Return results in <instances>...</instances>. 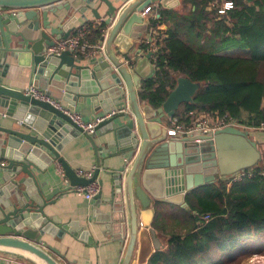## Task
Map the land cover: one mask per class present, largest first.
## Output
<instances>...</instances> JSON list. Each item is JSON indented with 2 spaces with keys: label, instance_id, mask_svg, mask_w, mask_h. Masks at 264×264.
<instances>
[{
  "label": "water",
  "instance_id": "95a60500",
  "mask_svg": "<svg viewBox=\"0 0 264 264\" xmlns=\"http://www.w3.org/2000/svg\"><path fill=\"white\" fill-rule=\"evenodd\" d=\"M78 1L82 3L75 6ZM95 1L0 0V52L3 56L8 53L16 56L28 54L31 76L38 75L40 88L49 90L55 98H61L62 91L67 89L68 96L74 94L75 100L83 97L105 99L108 111L127 105L132 116L128 122L116 127L114 123L118 116H128V113L117 114L100 123L95 133L90 134L66 112L27 94L26 90L6 84L5 73L0 74V107L6 109L9 117L31 127L29 132H23L0 126L1 189H4L0 194L6 195L4 200H0V254L22 258L33 264H62L57 249L45 246L44 236L53 232L54 225L62 232L69 228L51 219L46 209L59 197L75 193L79 187H87L93 182L103 187L104 182L99 180L105 161L101 157L103 153H108L109 159L126 154L131 158L135 156L125 180L122 176L125 167L117 176L115 172L108 171L111 196L107 203L112 207L111 218L115 222L112 223L116 231L122 232L121 238L128 239L122 264L131 263L137 244L136 198L149 216L148 220L154 214L152 207L162 202L189 210L186 198L194 190L215 183L223 176L251 168L259 161L258 143L249 138L248 131L239 128H224L213 135L168 136L167 129L162 127L165 120L174 118L183 105L192 104L202 87L189 78L179 77L176 87L161 107L146 106L143 112L139 91L143 82L150 80L156 70L153 68L146 78L137 71H131L116 54L113 45L119 34L125 43L145 34L148 28L142 12L155 0H127L119 8L114 5V0H97L108 6L106 15L113 21L102 39L108 61L99 59L83 64L70 51L60 55L49 54L58 42L71 36V30L61 32L71 11L84 15L90 9L96 19H102L98 10L91 6ZM160 1L163 6H168L170 0ZM174 1L180 4L179 0ZM63 10L67 14L60 17L58 14ZM49 14L62 22L53 26L48 19ZM15 44L20 48H14ZM153 56V52H148L146 58L150 60ZM89 81L94 82L90 84ZM66 97L62 98L66 100ZM70 131L84 136L96 155V168L90 179L78 176L61 155L64 146L74 136L69 134ZM109 133L113 134V141L99 146L97 136ZM124 137H128V141L123 143ZM114 146H120V152L115 151ZM171 153L175 157H170ZM55 163L61 166L68 186L51 191L48 186L39 187L37 172L44 173ZM102 198L103 191L100 190L94 200Z\"/></svg>",
  "mask_w": 264,
  "mask_h": 264
},
{
  "label": "trees",
  "instance_id": "16d2710c",
  "mask_svg": "<svg viewBox=\"0 0 264 264\" xmlns=\"http://www.w3.org/2000/svg\"><path fill=\"white\" fill-rule=\"evenodd\" d=\"M214 1L182 0L183 11H160L169 29L157 42V73L143 83L139 99L161 107L184 76L202 87L175 116L180 123L228 116L244 128H264V0H231L234 7L225 16L211 7ZM107 29L106 23L89 24L88 40L102 42ZM186 201L184 234L172 235L150 264H242L264 252V176L240 182L223 176ZM253 238L255 244L243 247L244 239Z\"/></svg>",
  "mask_w": 264,
  "mask_h": 264
},
{
  "label": "crops",
  "instance_id": "0c3cea01",
  "mask_svg": "<svg viewBox=\"0 0 264 264\" xmlns=\"http://www.w3.org/2000/svg\"><path fill=\"white\" fill-rule=\"evenodd\" d=\"M123 1L127 0H114L113 2L114 5L119 8ZM179 1V5L176 4V1L170 0L167 2L168 6H163L160 0H155L150 6L152 15L145 18L148 29L141 38L129 39L127 43H125L121 34L117 36L113 45L114 50L131 71L139 72L144 78L148 77L153 68L157 73V68L154 65V56L150 60L146 58L147 53L152 52L150 51L149 38L152 30L159 32L160 37L166 36L169 26L161 16L160 11H183L184 7L182 5V0ZM81 3V1H78L75 3V6H79ZM91 6L93 9L98 10V14L102 19H96L90 9H88L84 15L71 11L65 23H63L61 32L64 33L71 30V35H73L75 31L86 24L101 25L103 23H106L110 30L113 21L107 18L108 6L97 0L92 3ZM66 14V11L63 10L58 15L60 17H65ZM71 16H73V18H71ZM48 19L52 22L53 26H57L62 22L61 19L53 14H49ZM154 20L157 23H154ZM107 34H105V36ZM9 40L12 41V38L9 37ZM13 47L20 48V45L15 44ZM103 50V52L96 53L91 58L79 59L82 60L83 64H88L99 59L108 61L106 57V48ZM3 72L5 73L4 82L6 84L26 91L32 86L45 91L51 98L57 101L63 109L81 114L85 122H91L94 118L105 116L112 111L107 110L108 104H105V99L100 100V98H98V100H93L91 97H83L75 100L76 96L74 94L68 96L69 92L67 89L62 91L61 98H55L52 95L53 93L49 90L41 89L39 76H31V62L28 54H19L16 56V54L8 53L3 56L0 52V74ZM155 75L151 79H153ZM89 82L93 84L94 81ZM91 88L93 89V85ZM65 96H67L66 100L62 98ZM112 102L113 104L115 103L114 101ZM139 102L143 112L146 106H151L147 102L141 100H139ZM0 110L6 112V109L1 107ZM180 111H182V107ZM127 115L128 116H118L114 126L117 127L128 122L132 116L130 113ZM171 120L172 119H166L162 127L168 130ZM0 126L8 129H19L23 132H29L31 130V127H27L23 121L19 122L8 115L7 117H0ZM69 134L74 135V131H70ZM113 139V134L109 133L97 136L96 141L97 144L102 147L107 142L113 141ZM126 140L128 141V137H124L121 142H127ZM113 149L120 152L121 148L120 146H114ZM61 155L76 172L80 170L92 171L96 168V155L92 146L84 136L74 135L64 146ZM173 155L174 154L171 153L170 157ZM101 157L105 160L99 175V180L104 182V186L100 187V190L103 191L102 200L93 199L89 201L76 192H70L59 197L54 205L46 209L47 215L51 219H56L59 225H66L69 228L68 231L62 232L60 227L54 225L53 232L44 236L45 246H52L57 249V255H61L57 257L62 264L123 263L128 239L127 237L124 239L121 238L122 232L116 231L112 223L114 222L111 218L112 207L107 203L108 198L111 196V176L108 174V171L115 172V176H117L121 168L127 167L126 160H129L131 163L127 169L125 168L126 171L122 174L125 180L128 174L127 170H130L133 166L135 156L131 158L126 154L109 159L108 153H103ZM177 163H179L178 159ZM46 170L47 171L44 173L37 172L39 187L48 186L49 191H51L55 188L62 189L68 186L65 176L61 173V166L59 164H52ZM2 172L0 166V190H4L1 189L3 185ZM4 196L6 195L0 194V200H4ZM135 204L138 211L139 232L135 252L130 264H150L152 257L157 252L165 251L168 248L172 235L184 234L185 227H183L182 221H184L185 217L182 210L185 208L162 202L152 207L154 214H152L148 220L149 216L146 215L145 209L142 208L137 198L135 199ZM127 219L129 221V214L127 215ZM0 264L33 263L22 258L0 254Z\"/></svg>",
  "mask_w": 264,
  "mask_h": 264
},
{
  "label": "built area",
  "instance_id": "2783aa9c",
  "mask_svg": "<svg viewBox=\"0 0 264 264\" xmlns=\"http://www.w3.org/2000/svg\"><path fill=\"white\" fill-rule=\"evenodd\" d=\"M217 3H213L212 7H217ZM234 7L233 2L226 1L224 3V6L219 10L220 14H224L226 11L231 10ZM152 11H150V7L146 8L142 12V16L147 18L148 16H151ZM109 31V28L105 32ZM89 32V25H84L80 29L74 32L73 35H71L67 40L60 41L57 43V45L49 50V54H57L60 55L64 51H70L75 57L77 58H91L96 53H101L104 50V43H92L88 40ZM104 34V36H105ZM163 40L162 37L159 36V32L156 30H152L150 38H149V45H150V51L154 53V60L156 57V53L159 50L158 41ZM27 94L32 95L33 97L46 101L51 103L52 105L58 107L59 109L66 112L72 120L77 123L81 128L88 131L90 134L95 133V128L102 123L105 120H108L117 114H124V113H130L129 108L127 105L122 106L118 110H112L105 116H100L94 118L91 122H85L82 115L79 113L71 112L67 109H63L57 101H55L53 98H51L45 91H42L38 88L31 87L27 91ZM189 115H194L193 112H191ZM0 117H7V113L0 110ZM228 127H235L242 129L244 127L240 126L236 121L232 120L228 116H224L217 120L215 123L212 122V120L205 115H199L198 117H195V119L192 121L190 125H185L179 122L178 118H172L170 127L168 128V136L169 137H185V136H192V135H213L218 130L228 128ZM126 166L128 167L131 162L129 160H126ZM127 167H125L127 169ZM61 173L64 176V172L61 168ZM238 173V172H237ZM236 173V174H237ZM77 175L80 177H84L87 179H90L94 175V170L92 171H77ZM257 175L264 176V171H261L260 173L255 172L253 169H245L241 170L232 180V182H240L247 178H254ZM67 181V180H66ZM100 191V185L98 182H93L87 187H79L76 189V193L80 196H83L87 200H93L94 197L98 194ZM210 217L205 216L204 220H208Z\"/></svg>",
  "mask_w": 264,
  "mask_h": 264
},
{
  "label": "rangeland",
  "instance_id": "374dc122",
  "mask_svg": "<svg viewBox=\"0 0 264 264\" xmlns=\"http://www.w3.org/2000/svg\"><path fill=\"white\" fill-rule=\"evenodd\" d=\"M226 1H230V0H215L213 3H217V7H215L216 9L218 8V16H225L226 12L224 14H220L219 10L224 6V3ZM219 2V4H218ZM212 3V4H213ZM212 7V6H211ZM166 36H163L162 39H164ZM213 123H215L217 120L209 117ZM219 120V119H218ZM242 130L244 131H248L249 132V138L253 141V142H257L258 143V147H257V153L260 154L259 156V161L256 162V164H254V166H252L251 168H262V171H264V128H259V129H247V128H242ZM248 168V169H251ZM241 171V170H240ZM238 171V173L240 172ZM237 173V174H238ZM236 173L226 176L228 177V179L233 180L234 177L237 175ZM257 238H253V239H244L243 241V247H246L248 242H253V244H255ZM262 247L264 250V243H262ZM242 264H264V252L262 253H257V254H253L251 256H249L248 258H245L242 261Z\"/></svg>",
  "mask_w": 264,
  "mask_h": 264
}]
</instances>
